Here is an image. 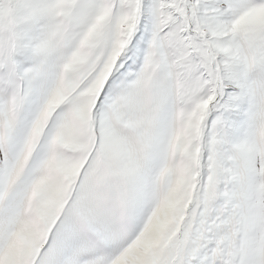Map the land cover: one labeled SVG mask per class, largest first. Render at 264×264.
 I'll use <instances>...</instances> for the list:
<instances>
[{
  "label": "snow or ice",
  "instance_id": "1",
  "mask_svg": "<svg viewBox=\"0 0 264 264\" xmlns=\"http://www.w3.org/2000/svg\"><path fill=\"white\" fill-rule=\"evenodd\" d=\"M0 264H264V0H0Z\"/></svg>",
  "mask_w": 264,
  "mask_h": 264
}]
</instances>
